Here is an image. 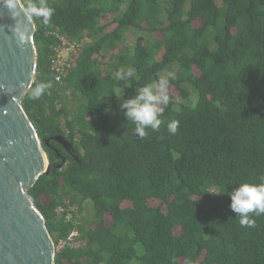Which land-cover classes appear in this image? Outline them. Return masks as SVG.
I'll list each match as a JSON object with an SVG mask.
<instances>
[{"label": "trees", "instance_id": "trees-1", "mask_svg": "<svg viewBox=\"0 0 264 264\" xmlns=\"http://www.w3.org/2000/svg\"><path fill=\"white\" fill-rule=\"evenodd\" d=\"M49 2L23 107L50 165L29 193L55 243L77 232L54 264H264V215L241 227L227 194L264 175V0ZM61 38L79 47L55 81ZM168 72L171 102L141 139L120 103Z\"/></svg>", "mask_w": 264, "mask_h": 264}, {"label": "water", "instance_id": "water-1", "mask_svg": "<svg viewBox=\"0 0 264 264\" xmlns=\"http://www.w3.org/2000/svg\"><path fill=\"white\" fill-rule=\"evenodd\" d=\"M0 6V264H54L55 242L29 189L49 171L47 154L23 107L37 67L34 42L20 44ZM15 141L12 146L8 140ZM70 146L63 137H57ZM47 142V141H46Z\"/></svg>", "mask_w": 264, "mask_h": 264}, {"label": "clouds", "instance_id": "clouds-1", "mask_svg": "<svg viewBox=\"0 0 264 264\" xmlns=\"http://www.w3.org/2000/svg\"><path fill=\"white\" fill-rule=\"evenodd\" d=\"M0 6L4 7L10 17L15 21L12 28L13 35L20 44L31 39L30 26L37 20L47 26L55 9L50 6L49 0H0ZM136 75L131 67L118 69V80H128ZM173 73L161 75L155 83H146L136 89V94L120 103L123 115L135 125L134 134L143 139L148 135V129L158 131L162 124L161 116L165 108L170 104L171 97L169 87L174 80ZM50 83H37L31 90L32 99H40L50 87ZM179 122L172 120L167 124V130L175 135ZM8 145L12 146L15 141L9 139ZM229 208L239 217L241 227H254L255 217L264 215V175L258 182L244 181L229 191ZM251 214V215H250Z\"/></svg>", "mask_w": 264, "mask_h": 264}, {"label": "built area", "instance_id": "built-area-1", "mask_svg": "<svg viewBox=\"0 0 264 264\" xmlns=\"http://www.w3.org/2000/svg\"><path fill=\"white\" fill-rule=\"evenodd\" d=\"M79 47L77 43H69L63 38H61L60 47L56 50V55L51 62V70L55 81H60L61 77L65 74L69 67V55L74 53ZM77 236L76 231H71L65 237L59 238L55 243V250H60L61 248L70 245L74 238Z\"/></svg>", "mask_w": 264, "mask_h": 264}, {"label": "rangeland", "instance_id": "rangeland-1", "mask_svg": "<svg viewBox=\"0 0 264 264\" xmlns=\"http://www.w3.org/2000/svg\"><path fill=\"white\" fill-rule=\"evenodd\" d=\"M172 93L176 94L177 92L173 89H171ZM86 207L84 208V210L82 211L81 215H84L88 218H91V214H93V206H92V202L91 201H87L86 203Z\"/></svg>", "mask_w": 264, "mask_h": 264}, {"label": "flooded vegetation", "instance_id": "flooded-vegetation-1", "mask_svg": "<svg viewBox=\"0 0 264 264\" xmlns=\"http://www.w3.org/2000/svg\"><path fill=\"white\" fill-rule=\"evenodd\" d=\"M62 144H63V143H62ZM63 146H64L65 148H67V149L69 148V146H68V145H65V144H63Z\"/></svg>", "mask_w": 264, "mask_h": 264}]
</instances>
